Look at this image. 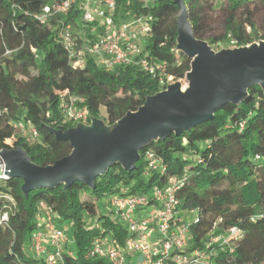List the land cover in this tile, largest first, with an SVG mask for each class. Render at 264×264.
Here are the masks:
<instances>
[{"label":"trees","instance_id":"1","mask_svg":"<svg viewBox=\"0 0 264 264\" xmlns=\"http://www.w3.org/2000/svg\"><path fill=\"white\" fill-rule=\"evenodd\" d=\"M52 1L0 0V149L22 146L40 165L54 163L72 151L69 140L57 139L52 132L78 123L66 118L65 101L75 98L78 107L88 109L87 124L97 117L112 125L129 110H137L147 96L167 87L159 76L138 64L106 70L89 57L84 68H75L58 30L72 22L92 37V24L83 26L78 8L42 23L36 15ZM184 1L196 36L214 49L232 45V41L239 47L264 40V28L255 22V9H242L246 0H221L226 18L220 33L198 12L201 0ZM141 14L154 17L145 56L164 64V80L184 78L192 59L177 48L179 8L175 0H117L118 21ZM20 120L36 127L38 137H24L15 126ZM147 151L156 154L164 169L149 167ZM140 154L135 169L116 163L97 177L95 188L75 181L66 188L63 184L39 187L25 195L20 177H0V264H43L30 250L41 201L53 207L60 222L70 225L74 244L72 253L66 254V264H109L85 256L97 236L107 235L120 244L128 236L124 225L112 218L108 198L162 186L168 176L185 180L179 192L181 206L198 209L201 221L193 229L194 245L203 244L201 238L219 219L216 233L231 226L243 231L239 239L218 244L209 264H264V161L256 159L258 154L264 156L261 85L250 86L240 104L229 102L212 119L179 135L153 140ZM223 184L227 187L217 188ZM5 213L7 219H3Z\"/></svg>","mask_w":264,"mask_h":264},{"label":"built area","instance_id":"2","mask_svg":"<svg viewBox=\"0 0 264 264\" xmlns=\"http://www.w3.org/2000/svg\"><path fill=\"white\" fill-rule=\"evenodd\" d=\"M76 8L83 26L92 24V37L87 35L84 27H77L72 22L58 30V38L75 68H84L88 58L93 57L106 70L132 63L159 76L164 84L168 85L173 80L172 76L164 80V64L152 62L145 56V42L153 32L154 17L150 14L118 21L117 0H53L36 18L48 23L52 16L67 14ZM75 100L71 98L64 102L66 118L87 123L88 109L78 107ZM15 126L27 139H35L39 135L37 128L24 120ZM145 157L150 168L164 169L153 151H147ZM256 159L264 161V156L258 154ZM3 166L0 163V177L6 175ZM184 183L182 178L168 176L162 186L154 185L134 194L110 196L107 206L111 209V216L124 225L128 236L122 244L113 242L107 235L97 236L85 256L102 258L109 264H209L217 254L218 244L239 239L243 231L239 226H231L221 234L216 233L219 219L201 238L203 244L194 245L193 229L201 218L198 209L181 206L179 192ZM39 208L38 226L30 250L43 264H66V254L72 253L74 244L68 233L70 225L60 222L56 211L47 202L41 201ZM7 218L5 213L3 219Z\"/></svg>","mask_w":264,"mask_h":264},{"label":"water","instance_id":"3","mask_svg":"<svg viewBox=\"0 0 264 264\" xmlns=\"http://www.w3.org/2000/svg\"><path fill=\"white\" fill-rule=\"evenodd\" d=\"M175 2L179 8L177 48L192 59L185 75L188 85L183 87L180 81L168 84L112 125L92 117L89 124L52 129L57 139L72 145V151L54 163H35L22 146L1 148L5 174L23 180L25 195L39 187L63 184L66 188L75 181L95 188L97 177L116 163L135 169L140 150L151 141L191 130L212 119L229 102L240 104L254 84L264 89V40L216 51L196 36L185 1Z\"/></svg>","mask_w":264,"mask_h":264},{"label":"rangeland","instance_id":"4","mask_svg":"<svg viewBox=\"0 0 264 264\" xmlns=\"http://www.w3.org/2000/svg\"><path fill=\"white\" fill-rule=\"evenodd\" d=\"M247 8L255 9V22L258 24L260 28L263 29L264 28V0H252V1L246 0V4L244 5L242 9L246 10ZM198 12L201 15H204L205 18L209 22H211V27L214 32L220 33L223 31L224 25H225L226 13H225V5L221 0H201L200 5L198 7ZM227 45L228 44H225V46L223 45V47L222 46L216 47L215 50L218 51L222 48H235V46L233 45H228V46ZM177 81H180L183 87H186L188 85V80L186 79V77L181 78V79H175V80L173 79L169 82V84L175 83ZM103 115H105L104 108H102V116ZM225 187H227V184H223L221 186H218L217 188L220 189V188H225ZM106 201L107 199L105 198L101 202V206L103 210H106V208L104 207V204L106 203ZM68 233L70 234V237L72 238L71 233L70 232Z\"/></svg>","mask_w":264,"mask_h":264}]
</instances>
